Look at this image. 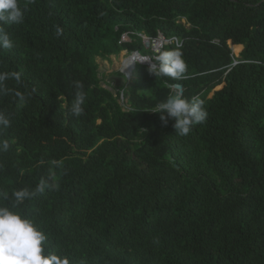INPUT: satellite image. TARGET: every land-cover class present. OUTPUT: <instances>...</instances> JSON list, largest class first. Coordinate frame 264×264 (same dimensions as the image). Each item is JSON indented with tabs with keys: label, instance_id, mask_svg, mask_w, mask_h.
Here are the masks:
<instances>
[{
	"label": "trees",
	"instance_id": "obj_1",
	"mask_svg": "<svg viewBox=\"0 0 264 264\" xmlns=\"http://www.w3.org/2000/svg\"><path fill=\"white\" fill-rule=\"evenodd\" d=\"M19 4L0 48V191L43 182L20 207L48 249L69 264H264V0ZM161 33L183 41L187 79L141 62L121 87L101 75L98 57L124 50L155 61L143 35ZM175 84L208 113L187 136L151 111Z\"/></svg>",
	"mask_w": 264,
	"mask_h": 264
},
{
	"label": "clouds",
	"instance_id": "obj_2",
	"mask_svg": "<svg viewBox=\"0 0 264 264\" xmlns=\"http://www.w3.org/2000/svg\"><path fill=\"white\" fill-rule=\"evenodd\" d=\"M24 13L25 10L20 7L19 0H0V48L13 47L10 35L3 26L22 23ZM62 31L61 28H56L57 35H61ZM181 47L177 42L176 47L159 51L155 56V62L149 65V72L156 77L187 79L185 75L187 64ZM151 58L154 60L152 56ZM145 61L147 60L127 61L122 65L121 71L123 72L133 62ZM74 87L76 91L70 111L72 115L80 116L84 112L86 94L82 82L75 81ZM151 111L159 114L165 126L172 121L176 134L180 136H187L195 125L203 123L208 116L204 100L200 96L185 98L178 93L170 94ZM0 126H9V120L2 115ZM8 148L7 141H0V150L6 151ZM43 191V182L34 191L22 188L10 195L0 191V201H11L10 204L0 203V264H69L62 255L48 249L47 234L34 218L26 216L21 210L20 206L24 201Z\"/></svg>",
	"mask_w": 264,
	"mask_h": 264
},
{
	"label": "rangeland",
	"instance_id": "obj_3",
	"mask_svg": "<svg viewBox=\"0 0 264 264\" xmlns=\"http://www.w3.org/2000/svg\"><path fill=\"white\" fill-rule=\"evenodd\" d=\"M144 40H145V45L147 47H151L155 51L154 47L149 45V43L147 42L146 39H144ZM131 54H133V53H131ZM131 54L129 53V51L124 50L120 55H112L110 59H104L102 57H98V61L100 62L101 75L103 73H106L108 75H113V74L122 75V73L125 75H128L126 73V72H128L127 71L128 69L126 68L125 69L126 72L125 71L122 72L121 68H122V65L125 63L124 59H125V61H130V59H128V58L131 56ZM151 56L153 57V55H151ZM133 64H134V62L131 63L130 65L133 66ZM134 72H135V69H134V71L132 70L133 74L131 73L132 74L131 79L134 76ZM105 86L112 88L111 86L106 85V84H105ZM121 101L124 103L126 101V98H125V100H121Z\"/></svg>",
	"mask_w": 264,
	"mask_h": 264
},
{
	"label": "water",
	"instance_id": "obj_4",
	"mask_svg": "<svg viewBox=\"0 0 264 264\" xmlns=\"http://www.w3.org/2000/svg\"><path fill=\"white\" fill-rule=\"evenodd\" d=\"M145 39H149V37L145 36ZM134 55H136L137 57V61H141V60H147L145 62H141V63H146V64H149L151 62H155L151 56H144L141 54L140 51H136L134 52L133 54H131V57H133ZM137 66V62H134V67H133V71L134 69L136 68ZM133 74V73H132ZM131 74V75H132ZM131 75H119V74H113V75H110L108 78H107V81L108 83H110L111 85H114V86H117V87H121L123 86L126 82H131ZM174 93H178L180 95L183 96V93H184V86L182 84H175L174 85Z\"/></svg>",
	"mask_w": 264,
	"mask_h": 264
},
{
	"label": "built area",
	"instance_id": "obj_5",
	"mask_svg": "<svg viewBox=\"0 0 264 264\" xmlns=\"http://www.w3.org/2000/svg\"><path fill=\"white\" fill-rule=\"evenodd\" d=\"M144 38H145V36H144ZM122 40L123 41H129V40H131V38H130L128 33H125L123 35V39ZM147 42L149 43V45L154 47L156 53H158L159 51H162V49H163L165 44H168V43H176L177 44V42H179L180 45H181L183 43V41L180 40V38H178V37H174V38H170L169 39V38H166L162 33L160 34L159 38H156V39L149 38V39H147ZM157 43H160L159 48H156ZM155 56L156 55H154V57ZM122 100H125V96L124 95L122 96Z\"/></svg>",
	"mask_w": 264,
	"mask_h": 264
},
{
	"label": "bare ground",
	"instance_id": "obj_6",
	"mask_svg": "<svg viewBox=\"0 0 264 264\" xmlns=\"http://www.w3.org/2000/svg\"><path fill=\"white\" fill-rule=\"evenodd\" d=\"M159 46H160V43H157V46H156V48H159ZM128 59H130V60H136L137 61V57H136V55H134L133 57H129ZM124 62H127V61H125V59H124ZM133 67H134V64H133V66H129V67H127V74L128 75H131V73H132V70H133Z\"/></svg>",
	"mask_w": 264,
	"mask_h": 264
}]
</instances>
